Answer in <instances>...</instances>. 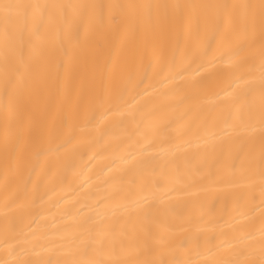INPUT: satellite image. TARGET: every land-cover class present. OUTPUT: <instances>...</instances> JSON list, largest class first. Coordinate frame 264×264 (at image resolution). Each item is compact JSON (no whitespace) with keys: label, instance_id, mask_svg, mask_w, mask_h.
Segmentation results:
<instances>
[{"label":"bare ground","instance_id":"bare-ground-1","mask_svg":"<svg viewBox=\"0 0 264 264\" xmlns=\"http://www.w3.org/2000/svg\"><path fill=\"white\" fill-rule=\"evenodd\" d=\"M0 264H264V0H0Z\"/></svg>","mask_w":264,"mask_h":264}]
</instances>
